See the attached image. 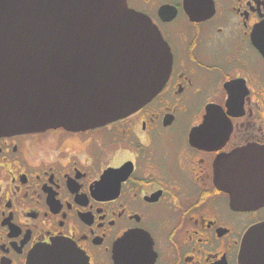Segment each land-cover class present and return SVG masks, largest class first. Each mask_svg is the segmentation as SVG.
<instances>
[{"label":"flooded vegetation","instance_id":"flooded-vegetation-1","mask_svg":"<svg viewBox=\"0 0 264 264\" xmlns=\"http://www.w3.org/2000/svg\"><path fill=\"white\" fill-rule=\"evenodd\" d=\"M127 6L167 44L169 77L102 128L0 137V264H241L264 226V0ZM240 154L260 173L249 207L216 181Z\"/></svg>","mask_w":264,"mask_h":264},{"label":"water","instance_id":"water-1","mask_svg":"<svg viewBox=\"0 0 264 264\" xmlns=\"http://www.w3.org/2000/svg\"><path fill=\"white\" fill-rule=\"evenodd\" d=\"M170 71L167 44L127 0H0V137L102 128L144 107ZM239 157L216 181L233 205L249 207L260 173ZM258 237L264 226L244 236L241 264H254ZM63 251L56 243L47 253Z\"/></svg>","mask_w":264,"mask_h":264}]
</instances>
